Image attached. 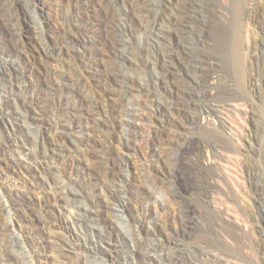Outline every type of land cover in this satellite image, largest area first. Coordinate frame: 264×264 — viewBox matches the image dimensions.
I'll return each mask as SVG.
<instances>
[{
	"label": "rangeland",
	"instance_id": "obj_1",
	"mask_svg": "<svg viewBox=\"0 0 264 264\" xmlns=\"http://www.w3.org/2000/svg\"><path fill=\"white\" fill-rule=\"evenodd\" d=\"M146 249L264 264V0H0V264Z\"/></svg>",
	"mask_w": 264,
	"mask_h": 264
},
{
	"label": "bare ground",
	"instance_id": "obj_2",
	"mask_svg": "<svg viewBox=\"0 0 264 264\" xmlns=\"http://www.w3.org/2000/svg\"><path fill=\"white\" fill-rule=\"evenodd\" d=\"M200 65V64H199ZM202 65H200V67H201ZM204 66V65H203ZM198 67V66H197ZM204 68V67H203ZM202 68V69H203ZM206 68V67H205ZM199 69V68H198ZM201 69V68H200ZM202 72V71H201ZM209 110V109H208ZM208 113H211V111H208ZM178 239V238H177ZM176 241V240H175ZM174 242V241H173ZM153 247V246H152ZM155 247V246H154ZM153 247V248H154ZM168 248V247H167ZM156 249V248H155ZM160 249V248H159ZM172 249V248H171ZM164 250V249H163ZM169 250V249H168ZM168 250L166 251V252H164V251H160V252H158L157 250H154V249H152V250H147L146 249V252H147V256L149 257V259L150 260H152L150 263H152V264H155V260L159 263V264H168V263H170L171 262V260H172V254L174 253H169V252H172V251H169L168 252ZM173 250V249H172ZM176 251V250H175ZM176 253V252H175ZM146 254V253H145ZM174 255V254H173ZM176 255V254H175ZM178 256H180V255H178ZM175 257H177V255L175 256ZM153 259H154V261H153ZM147 263H149V261L147 262ZM149 263V264H150Z\"/></svg>",
	"mask_w": 264,
	"mask_h": 264
}]
</instances>
